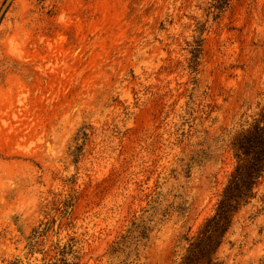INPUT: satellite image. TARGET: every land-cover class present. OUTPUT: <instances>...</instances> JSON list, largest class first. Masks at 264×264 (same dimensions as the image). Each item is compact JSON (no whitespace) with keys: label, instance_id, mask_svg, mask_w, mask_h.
I'll return each mask as SVG.
<instances>
[{"label":"rangeland","instance_id":"374dc122","mask_svg":"<svg viewBox=\"0 0 264 264\" xmlns=\"http://www.w3.org/2000/svg\"><path fill=\"white\" fill-rule=\"evenodd\" d=\"M217 14L210 0L11 2L0 264H264V176L216 250L190 252L231 141L264 110V0Z\"/></svg>","mask_w":264,"mask_h":264},{"label":"trees","instance_id":"16d2710c","mask_svg":"<svg viewBox=\"0 0 264 264\" xmlns=\"http://www.w3.org/2000/svg\"><path fill=\"white\" fill-rule=\"evenodd\" d=\"M210 1L211 8L217 15L223 13L231 3V0ZM198 43L191 49V70L198 66ZM230 145L236 161L235 168L220 195L213 216L204 226L200 242L190 244L191 253H195L197 248L205 256L215 251L231 226L232 214L255 199L264 176V110L253 117L249 128L242 129ZM185 260V264L192 263V258Z\"/></svg>","mask_w":264,"mask_h":264},{"label":"water","instance_id":"95a60500","mask_svg":"<svg viewBox=\"0 0 264 264\" xmlns=\"http://www.w3.org/2000/svg\"><path fill=\"white\" fill-rule=\"evenodd\" d=\"M12 1L13 0H6L4 5H3V7L0 9V22H1L2 18H3V16L5 15L8 7L10 6Z\"/></svg>","mask_w":264,"mask_h":264}]
</instances>
